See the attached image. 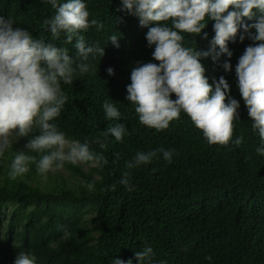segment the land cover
Returning <instances> with one entry per match:
<instances>
[{"label": "trees", "instance_id": "16d2710c", "mask_svg": "<svg viewBox=\"0 0 264 264\" xmlns=\"http://www.w3.org/2000/svg\"><path fill=\"white\" fill-rule=\"evenodd\" d=\"M86 7L89 19L103 27L90 26L83 35L87 43L104 47V55L90 58L89 70L75 74L71 83L61 82L67 100L55 123L67 138L87 140L107 163L90 170L65 163L67 176L38 174L30 164L28 172L10 179L12 156L28 137L15 139L0 157V264H14L21 251L32 254L36 264H113V258L135 264L134 252L145 246L159 264H264V155L255 151L259 136L234 74L238 57L254 42L247 36L240 41L238 30L237 39L228 42L231 57L199 58L208 82L224 76L229 95L240 103L229 144L209 145L183 111L157 131L141 124L125 99L131 68L158 63L145 39L152 24L141 26L137 17L120 11V0H86ZM54 11L48 0H0V16L75 57V40L66 42L63 33L52 40L44 23ZM212 24L208 20L202 29L207 38L184 33L183 45L207 50ZM110 34L119 36V47L108 41ZM225 59L227 72L221 66ZM106 100L118 108L119 119L105 118ZM121 122L127 134L120 141L105 135ZM236 136L243 137L239 146L231 143ZM160 148L172 150L171 162L157 152L150 162L126 169L137 151ZM125 171L131 190L118 183Z\"/></svg>", "mask_w": 264, "mask_h": 264}, {"label": "clouds", "instance_id": "9594fccd", "mask_svg": "<svg viewBox=\"0 0 264 264\" xmlns=\"http://www.w3.org/2000/svg\"><path fill=\"white\" fill-rule=\"evenodd\" d=\"M48 3L55 9L44 21L52 40L61 33L66 42L75 40V57L68 54L67 48L34 39L26 28L14 26L11 18L0 16V157L15 139L28 137L23 148L12 156L10 179L28 172L30 164H35L38 174L46 175L62 169L65 163L88 167L107 163L102 153L90 149L87 140L67 138L55 123L67 100L61 82L71 83L75 74L89 70L90 58L104 55V47L87 43L83 33L90 26L100 29L103 25L95 18L89 19L86 0H48ZM120 11L137 17L141 26L152 24L145 39L153 46L151 56L158 63L137 62L131 68L130 83L125 86V99L132 104L139 122L159 131L183 111L202 130L209 145L229 144L233 121L240 119L237 111L240 103L229 95L224 76L208 82L199 58L211 56L217 61L222 54L231 57L228 42L237 39L238 30L240 41L246 36L253 41L238 57L234 74L252 130L259 136L260 146L255 151L264 155V0H120ZM208 20L213 21L214 35L207 50L184 46V33L207 38L208 33H202V29ZM118 37L110 34L108 41L119 47ZM221 66L225 72L231 67L228 59ZM106 71L113 74L112 67ZM173 93L174 99L170 97ZM102 107L105 118H120L121 113L112 102L106 100ZM109 133L120 141L127 129L121 122L108 127L105 135ZM242 139L236 136L231 143L239 146ZM157 152L165 162H171V149L137 151L125 162L126 169L150 162ZM129 178V172L125 171L118 183L129 188ZM86 187L92 190L93 184ZM134 257L135 264H159L153 259L150 246L135 251ZM14 264H36V261L32 254L21 251ZM113 264H133V261L113 258Z\"/></svg>", "mask_w": 264, "mask_h": 264}, {"label": "rangeland", "instance_id": "374dc122", "mask_svg": "<svg viewBox=\"0 0 264 264\" xmlns=\"http://www.w3.org/2000/svg\"><path fill=\"white\" fill-rule=\"evenodd\" d=\"M82 166H83V168L85 169V170H90V168L91 167H88L86 164H81ZM54 174L55 173H62V174H64V175H68L69 174V171L68 170H66V169H64V168H62V169H58V170H56V171H54L53 172Z\"/></svg>", "mask_w": 264, "mask_h": 264}]
</instances>
